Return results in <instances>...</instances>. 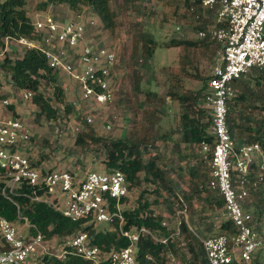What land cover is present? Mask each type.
Wrapping results in <instances>:
<instances>
[{
	"label": "built area",
	"instance_id": "2783aa9c",
	"mask_svg": "<svg viewBox=\"0 0 264 264\" xmlns=\"http://www.w3.org/2000/svg\"><path fill=\"white\" fill-rule=\"evenodd\" d=\"M188 1L189 11L196 7L201 13L213 10L211 23L196 33L198 38L216 43L218 54V61L206 76L199 98V107L209 115L212 143H201L199 147L208 166L206 188L222 198L225 219L234 227L230 234L195 236L207 264H254L257 254L264 264V238L258 234L264 213L259 216L248 206L249 189L256 181H249L247 177L253 158L258 157L262 162L263 157L257 144H243L235 152L226 127V103L235 93L233 81L253 68L264 66V0H198L197 5L193 0ZM98 22L94 16L75 13L64 21L49 14L40 15L31 21L39 32L37 39H12L15 47L38 50L53 72L75 83L69 91L79 97L71 105L82 108L84 115L78 120L73 118L72 125H67V132L72 134L79 132L83 125L95 123L89 111L113 103L114 91L122 80L123 70L117 72L120 70L119 51L112 43L99 40L101 25L98 27ZM8 42L5 38L3 50ZM21 96L30 100L32 93L23 90ZM9 104L8 99H0L1 194L10 200L9 194L27 184L32 188L33 200L47 204L71 221L103 223L109 225L110 230L116 228L128 243L104 251L93 244L85 232L44 240L40 231L25 219L9 222L0 217V264H41L44 255L59 260L74 255L92 264H136L138 239L149 237L166 243L180 235V216L186 217L183 203L174 211V228L164 237L142 226L122 228L121 198L127 197L128 188L119 170H89L80 178L30 158L25 146L30 138L28 125L8 109ZM114 119V114L109 115L108 120L102 122V129L109 130ZM40 189L41 193L37 194ZM161 225H166L165 220Z\"/></svg>",
	"mask_w": 264,
	"mask_h": 264
},
{
	"label": "trees",
	"instance_id": "16d2710c",
	"mask_svg": "<svg viewBox=\"0 0 264 264\" xmlns=\"http://www.w3.org/2000/svg\"><path fill=\"white\" fill-rule=\"evenodd\" d=\"M109 1L43 0L37 5V8L44 11L48 5H65L69 11L75 14H83L85 7L91 8L102 28L111 31L117 22L116 12L110 7ZM127 1L120 0L118 6L123 5L124 7ZM192 3L197 5L198 0H193ZM184 5L188 8L189 1L184 0ZM189 13L198 20L204 15L200 11ZM205 13L213 14V10ZM207 25L209 23L200 22L194 26V29L202 30ZM19 37L26 39L39 37V32L33 28L31 20L26 14L25 0H0V48H3L5 38L12 42V39ZM136 40L138 45L134 44L129 48L125 62L121 60L119 53L118 65L125 68L122 79L127 83L129 90L140 93L141 73L136 69V65L139 62L141 67L147 69V63L155 49V42L152 36L145 32L138 33ZM210 44H214L217 48V44L207 38L200 40L171 38L167 44L168 47H178L180 50L179 62L181 65L177 71L168 70L165 90L166 97L177 102L180 108L177 120L179 138L172 143V148L176 151L181 145L200 146L201 143L207 145L212 143V136L209 133V115L206 110L199 107L200 93L204 87L206 76L202 77L196 72L189 74L184 67L190 63L189 52L193 47L200 46L206 49ZM21 50L20 55L16 58L4 56L0 61V67L8 72L9 81L14 89L28 90L32 93L30 100L37 108L34 120H38L40 117L46 120H55L59 115L57 113L59 106H62L65 117L68 118L73 107L71 103L64 104L65 88L59 81V76L50 69L46 59L38 50L33 48ZM187 76L200 80L201 87L195 91L183 90L181 77ZM233 87L235 93L226 103V127L235 152L243 144H257L263 157L262 162L258 157L253 158L247 175L249 181H256V185L249 189L251 199L248 201V206L260 216L264 213V66L253 68L244 76L234 80ZM40 88H50L51 97L45 96L39 90ZM149 94L153 95V93L145 92L144 98ZM139 105L140 103L137 104V106ZM8 109L13 111L11 104L8 105ZM82 111L83 109L80 108L74 113V119L82 118L84 115ZM141 116L146 123L141 124L138 131L115 138L97 135L92 125H83L81 130L74 134L73 144L80 149L91 146L102 148L105 154L103 160L105 169L119 170L125 177L128 192L140 184L146 183L152 186L150 192L156 197H160L161 191H167L170 198H175L173 189H177L178 185L168 176L161 161L162 156L156 151L155 143L157 138L169 140L170 134H153L154 129L151 128H153L154 118L153 113L148 109L142 111ZM207 157H209V153H207ZM201 161L207 164L205 158H201ZM261 165L263 168L260 167ZM139 173L143 174L142 177H139ZM188 176L190 186L186 192H182V198L186 203L185 209L188 211L189 225L195 226L197 223L193 218L195 198L202 201L203 204L205 203L210 209L223 207V200L216 192L206 188L207 168L201 173L200 165L191 166L188 169ZM1 187L2 182L0 181V217L9 222H22L25 219L40 231L44 240H49L52 237L61 239L78 232H85L91 242L104 251L118 249L128 243L126 238L118 234L116 228L96 230V225L83 224L82 220L71 221L47 204L33 200L32 188L27 184H22L12 194H9L10 200L1 194ZM41 191V189L37 190L36 193L40 194ZM203 191L206 194L201 197L200 193ZM144 192H139L135 206L121 209L124 220L122 228L142 226L154 231L158 237H164L170 233L171 229L167 225H161L162 215L155 213L152 208V205L158 203L156 197L148 200L144 197ZM126 199L127 197L121 198L123 205ZM162 201L166 203L167 213L173 215L174 209L169 198L166 197ZM261 225L264 226V223H260L258 228ZM180 230L183 235V252L178 264H207L200 242L194 235L195 232L190 233L183 222L180 224ZM218 231V233H232L234 231L233 223L228 219L222 220L218 225ZM174 239L171 238L166 243L153 241L149 237L138 239L136 264H166L165 253L169 250L175 253ZM261 263L259 254H257L254 264ZM41 264L92 263L74 255H67L63 260L44 255L41 257Z\"/></svg>",
	"mask_w": 264,
	"mask_h": 264
},
{
	"label": "rangeland",
	"instance_id": "374dc122",
	"mask_svg": "<svg viewBox=\"0 0 264 264\" xmlns=\"http://www.w3.org/2000/svg\"><path fill=\"white\" fill-rule=\"evenodd\" d=\"M43 0H25L26 14L31 21H35L38 16L49 14L60 20H67L72 16L65 5H48L44 11H40L37 5ZM120 0H110V7L116 12L117 25L111 31L99 27L98 38L103 43H112L119 51L120 58L124 62L127 59L129 48L137 44L136 35L140 32L149 33L154 42L155 49L151 59L147 63V69L140 66L139 62L136 69L141 73L140 93H134L129 90L125 80H120L119 85L114 91L115 100L113 103L103 107L91 109L89 115L94 117L95 123L92 125L95 133L102 137H121L124 134H131L139 130V126L146 122L142 119V111L145 109L153 113V134H170V139H155L156 151L161 154L163 165L168 176L178 185L173 189L175 198H170L167 191H161L160 197L151 193L152 186L146 183L129 190L127 199L122 208H131L135 206L139 192L143 193L148 200L156 197L158 203L152 205L155 213L162 215L166 225L172 230L175 224V215L167 213L166 203L162 201L166 197L172 202L174 211L185 204L182 198V192L189 188L188 169L191 166L200 165V171L203 173L208 170L207 164L201 161L202 152L199 146L181 145L178 146V152L173 149L172 143L179 138L177 129L178 114L180 112L177 102L171 101L166 97V86L168 70L177 71L181 65L179 62L180 50L178 47H168V41L171 38L200 40L194 29L198 23H211L212 13H204L202 18L193 17L189 12H199L196 7L193 11H186L184 0H128L126 5L118 6ZM84 16H94L91 8L85 7ZM178 27V29H176ZM138 45V44H137ZM20 47H15L14 43L8 42L5 49L0 48V61L4 56L16 58L21 53ZM2 52V54H1ZM190 63L185 65L189 74L197 73L200 76H207L212 67L218 61L217 48L210 44L206 49L200 46L193 47L189 52ZM119 73H125V68H119ZM116 72V73H117ZM182 89L195 91L201 87L202 82L190 76L181 77ZM59 81L65 87L64 104L71 103L79 97V94L73 95L70 91L75 87V83L65 76L60 75ZM40 91L47 97H51L50 88H40ZM70 90V91H69ZM21 89H14L9 81V74L0 67V97L6 98L11 103L13 111L18 114L28 125L30 139L25 145L30 158L40 160L44 165L51 169L67 170L78 177H83L85 172L94 170L102 172L105 170L104 151L100 147L91 146L80 149L73 144L74 134L67 132V125H72L74 113L79 109H72V114L68 118L62 110V106L57 107L55 120H46L40 117L34 120L36 106L31 100L22 99ZM145 92L153 93L145 96ZM140 103L139 106L137 104ZM77 104V103H76ZM154 108V109H153ZM153 109V110H152ZM63 113V114H62ZM114 114L115 119L110 122V129L104 130L101 127L102 122L108 120L109 115ZM139 173V177H142ZM146 189V190H145ZM205 191L200 193L204 197ZM251 199V196L248 198ZM176 201H179L178 203ZM193 218L197 221L195 226L189 225L188 211L185 209L186 217L180 216L181 222L185 223L188 231L198 237H207L218 234V225L225 219L223 207L219 209H210L199 199H194ZM189 226V227H188ZM95 229L110 230L109 225L103 223L97 224ZM258 234L261 239L264 238V226L258 228ZM182 237V238H181ZM175 240V253L169 250V256H166V264H178L181 260L183 235H178ZM261 251V250H260Z\"/></svg>",
	"mask_w": 264,
	"mask_h": 264
}]
</instances>
